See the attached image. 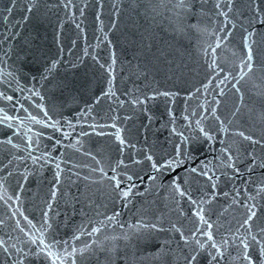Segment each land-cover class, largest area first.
<instances>
[{
	"label": "snow or ice",
	"instance_id": "obj_1",
	"mask_svg": "<svg viewBox=\"0 0 264 264\" xmlns=\"http://www.w3.org/2000/svg\"><path fill=\"white\" fill-rule=\"evenodd\" d=\"M107 6L108 31L104 0H27L21 19L34 22L36 35L3 52L21 62L47 57L38 81L44 94L35 84L27 91L70 118L54 119L47 106L43 120L0 109V201L11 208L0 217V264H264V0ZM17 7L18 0L0 6L5 22ZM90 9L107 56L84 48L69 61L72 74L60 75L63 34L73 26L76 44ZM122 20L130 22L125 60L111 39ZM49 31L57 55L45 47ZM89 56L99 91L81 74ZM13 79V93L25 91ZM0 99L13 104L7 92ZM29 122L51 129L44 147ZM32 182L39 228L21 211ZM61 203L63 220L55 211ZM130 208L132 221L122 223ZM69 210L104 219L90 231L73 226L69 243L56 237L69 226ZM85 232L91 242L77 246Z\"/></svg>",
	"mask_w": 264,
	"mask_h": 264
},
{
	"label": "water",
	"instance_id": "obj_2",
	"mask_svg": "<svg viewBox=\"0 0 264 264\" xmlns=\"http://www.w3.org/2000/svg\"><path fill=\"white\" fill-rule=\"evenodd\" d=\"M7 0H0V6H2L3 3H6ZM27 0H18V7L17 9L12 13V15L9 17L8 21H4L3 15H0V92H7L9 95H13V104H6L2 99H0V109H3L6 111L9 115L13 116L15 118H26L27 115L35 116L37 120H43L44 119V113L41 111V106H47L49 109V115L53 117L54 119H59L61 121L69 119V114L67 111L63 113L59 112H53L51 110V104L50 101H41L39 97H33L31 94L27 91V88L32 87L34 84L36 86L37 90H40L43 93V91L40 89L39 84V73L43 70V64L46 61L47 57H41L39 60H29L25 62H21L19 60H16L15 58L13 60H7V58L3 57V52L5 49L10 47H16V48H23L26 46L28 41L32 40L33 37L36 35V28L34 25V22L32 21H25L22 20V17H26L28 14L24 12V5L26 4ZM106 7L104 10V26L105 30L108 31V24L110 23V9L108 8V4L110 3V0H104ZM95 9H90L87 19L85 20V24L83 27L85 28V34L83 36H80L77 40L76 44H72L71 41L76 38L77 34L74 30V27L69 25L64 34H63V52L59 55L62 56L63 63L61 65L60 69V75H71L73 72L72 65L69 63V61L77 60L79 57L83 55V49L88 48L89 52L95 53L99 52L101 58L106 57L108 53V45L104 43V34L99 32L95 24L93 23V13ZM77 16H79V13L77 12ZM126 22L122 20L119 24L118 29L113 32L111 39L116 44V52L118 57H120L121 60H125V57L128 59L131 58L130 52L125 50L124 45V34L128 31V29L125 27ZM38 42V41H37ZM45 47L47 49H50L48 55H57L58 49L57 44L53 39V34L49 31L47 35V39L44 41ZM99 44L100 47L97 48L96 45ZM103 62V59L101 60ZM88 72L89 78L94 79L95 84V90L99 91V87L103 86V81L99 80L96 81L95 77L98 76V73L95 72V62L92 61L91 56L87 58V65L86 69H81V74L84 71ZM9 73H12L13 75H8ZM13 76L16 77V79L19 80L21 87L25 88V91L21 92L19 89H16L15 93H13V89L16 88V80L13 79ZM33 76L36 77V79H33ZM11 80V84L5 83V81ZM26 97H28L26 99ZM14 105V106H13ZM21 105L23 107H21ZM175 108L177 111V114L182 110L183 108V101L177 100L175 104ZM27 110L25 112L24 110ZM153 111L156 113L157 116H159L163 112V106H157L153 108ZM2 115V113H0ZM73 116L75 113L72 114ZM29 126L32 127L33 133L39 132L41 134V140L42 144L41 147H44L45 144L48 142L44 140V137H47L48 135L52 134L51 129H45L41 128L39 124L31 123L29 122ZM64 130H67L65 127ZM37 184L36 182H32L30 184V191H27L22 197V207L21 211L25 213L26 216H28L29 219L32 220L34 224L37 225V228H39L41 220H40V211L39 208L36 206L39 201L34 200L33 197V191L36 189ZM46 191V181H45V189ZM13 208L16 207V205L12 206ZM117 211H121L120 207H116ZM11 208H6L2 201H0V217H3L6 212H10ZM55 211L61 212L60 219H64V209L61 205H57L55 208ZM102 211H105L102 209ZM109 215H111V208L106 210ZM133 213L134 209H124L121 214V222H131L133 219ZM68 215L71 217L69 221V226L64 227L61 225L60 230L58 233H56L57 239L60 240H68L69 243H72V229L73 226H82L87 229L88 231L91 230L92 227L97 226L95 221L104 219L102 216H97L95 212H89L88 216H82L80 214L73 215L71 211L69 210ZM16 219H19L21 222V226L25 227L27 230L26 222L24 221L23 217H16ZM117 231L120 229V225L115 224H108V230L111 231L113 228ZM3 233L0 232V236H2ZM15 235V233L13 234ZM37 235H39L37 233ZM52 234H49V240L51 239ZM91 237L88 236L87 232L81 237L80 240L75 241L77 246H83V243L85 242H91Z\"/></svg>",
	"mask_w": 264,
	"mask_h": 264
}]
</instances>
